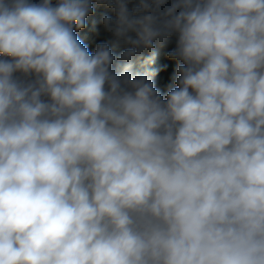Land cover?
<instances>
[{
  "label": "clouds",
  "instance_id": "obj_1",
  "mask_svg": "<svg viewBox=\"0 0 264 264\" xmlns=\"http://www.w3.org/2000/svg\"><path fill=\"white\" fill-rule=\"evenodd\" d=\"M96 2L178 87L81 43L93 0H0V264H264V0Z\"/></svg>",
  "mask_w": 264,
  "mask_h": 264
},
{
  "label": "trees",
  "instance_id": "obj_2",
  "mask_svg": "<svg viewBox=\"0 0 264 264\" xmlns=\"http://www.w3.org/2000/svg\"><path fill=\"white\" fill-rule=\"evenodd\" d=\"M136 7H138V0H131L130 12ZM104 17H109L115 21L114 8L109 7L106 3H97L96 0H93V11L86 18L85 27L77 32L79 40L90 52H94L98 44H107L114 57L111 66L114 71L121 75L128 72L133 78L147 77L153 82L154 87L162 97H166L168 91L178 87L176 80L179 62L168 55L175 49V34L167 38L157 39L151 49L143 48L136 52L141 47L136 48L135 55L130 59H123V54L126 51L122 46L121 38H117L112 31L106 28ZM126 44L129 49L133 48L130 44Z\"/></svg>",
  "mask_w": 264,
  "mask_h": 264
},
{
  "label": "water",
  "instance_id": "obj_3",
  "mask_svg": "<svg viewBox=\"0 0 264 264\" xmlns=\"http://www.w3.org/2000/svg\"><path fill=\"white\" fill-rule=\"evenodd\" d=\"M176 39H177V37H176ZM176 39H175V46H174V48L176 47ZM121 42H122V46H123V48H124V50L127 52V51H129L130 49L128 48V45L124 42V39L123 38H121ZM143 49V47H141L138 51H136V52H139V51H141ZM135 52V53H136Z\"/></svg>",
  "mask_w": 264,
  "mask_h": 264
},
{
  "label": "rangeland",
  "instance_id": "obj_4",
  "mask_svg": "<svg viewBox=\"0 0 264 264\" xmlns=\"http://www.w3.org/2000/svg\"><path fill=\"white\" fill-rule=\"evenodd\" d=\"M32 2L39 3L40 0H32ZM128 10H129V12H130V3H128ZM128 36L135 37V34L130 32V33H128ZM123 39H124V38H123ZM124 42H125V39H124ZM130 46H132V45L130 44ZM132 47H133V46H132Z\"/></svg>",
  "mask_w": 264,
  "mask_h": 264
},
{
  "label": "built area",
  "instance_id": "obj_5",
  "mask_svg": "<svg viewBox=\"0 0 264 264\" xmlns=\"http://www.w3.org/2000/svg\"><path fill=\"white\" fill-rule=\"evenodd\" d=\"M53 2H55V0H53ZM133 39L135 38V37H132ZM129 44V43H128Z\"/></svg>",
  "mask_w": 264,
  "mask_h": 264
}]
</instances>
